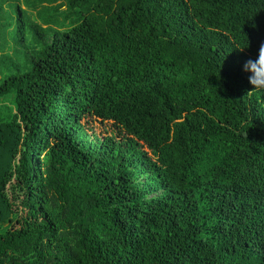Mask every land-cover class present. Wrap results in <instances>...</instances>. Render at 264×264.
Instances as JSON below:
<instances>
[{"label":"trees","instance_id":"16d2710c","mask_svg":"<svg viewBox=\"0 0 264 264\" xmlns=\"http://www.w3.org/2000/svg\"><path fill=\"white\" fill-rule=\"evenodd\" d=\"M262 44L264 0H0V264H264Z\"/></svg>","mask_w":264,"mask_h":264},{"label":"clouds","instance_id":"9594fccd","mask_svg":"<svg viewBox=\"0 0 264 264\" xmlns=\"http://www.w3.org/2000/svg\"><path fill=\"white\" fill-rule=\"evenodd\" d=\"M244 70L250 71L253 74L252 78L250 79V83L254 78H256L257 70H264V44H262L259 49L258 58L255 63L249 61L245 65Z\"/></svg>","mask_w":264,"mask_h":264},{"label":"rangeland","instance_id":"374dc122","mask_svg":"<svg viewBox=\"0 0 264 264\" xmlns=\"http://www.w3.org/2000/svg\"><path fill=\"white\" fill-rule=\"evenodd\" d=\"M96 127H99V123H95Z\"/></svg>","mask_w":264,"mask_h":264}]
</instances>
